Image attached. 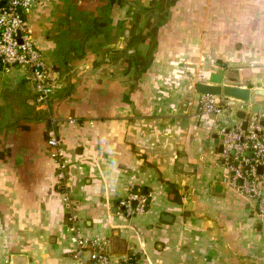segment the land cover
Here are the masks:
<instances>
[{
	"label": "crops",
	"instance_id": "1",
	"mask_svg": "<svg viewBox=\"0 0 264 264\" xmlns=\"http://www.w3.org/2000/svg\"><path fill=\"white\" fill-rule=\"evenodd\" d=\"M24 17L59 76L46 110L31 71L0 63V264H78L75 233L106 236L108 264L132 252L143 264H264L257 201L227 183L218 151L219 127L239 118L202 113L196 88L212 72L264 88V0H38ZM254 103L264 111L262 94L242 109ZM131 190L148 202L129 217L119 200Z\"/></svg>",
	"mask_w": 264,
	"mask_h": 264
},
{
	"label": "built area",
	"instance_id": "2",
	"mask_svg": "<svg viewBox=\"0 0 264 264\" xmlns=\"http://www.w3.org/2000/svg\"><path fill=\"white\" fill-rule=\"evenodd\" d=\"M38 0H0V63L5 69L18 65L31 71V79L38 104L48 110L52 84L58 78L59 71L51 68L35 45L25 13ZM245 100L223 93H201L199 108L202 113L234 114L242 108ZM247 111V110H246ZM246 127H242V119L235 124L222 125L218 133L222 135L223 149L220 152L230 171L227 183L235 191L245 194L257 201L256 216L264 222V196L260 181L264 180V111H247ZM56 117H50V124L45 131V141L49 146L50 156L56 166V180L65 182L67 159L64 156L61 137L55 123ZM261 166L262 170L258 171ZM240 179V181H239ZM67 207V220L75 230V215L71 210L69 197L64 193ZM135 203L133 204V202ZM148 202V195L140 190H131L127 196L119 200L126 216L142 213ZM73 248L71 254L78 264H108V239L99 233L83 235L75 233L71 236ZM124 264H143V258L136 253H129Z\"/></svg>",
	"mask_w": 264,
	"mask_h": 264
},
{
	"label": "water",
	"instance_id": "3",
	"mask_svg": "<svg viewBox=\"0 0 264 264\" xmlns=\"http://www.w3.org/2000/svg\"><path fill=\"white\" fill-rule=\"evenodd\" d=\"M197 90L205 93H223L228 96L236 97L242 100H248L251 94H262L264 95V88H250L248 86H238L231 84H223L222 77L217 72H212L209 76V82L199 81L196 84ZM259 109V103H254L251 106L252 111H257ZM212 115L214 113L212 112ZM235 115L242 119V127H246L247 120L245 119L247 111L245 109L239 108L235 111ZM261 123L264 124V119L261 120ZM214 142L218 141V134L216 132L212 133ZM222 143L218 144V151H222ZM262 167H258V171H261ZM240 181V179H239ZM219 185V184H218ZM135 201L133 202V204ZM123 208V206H122ZM166 213L162 215L163 218H166ZM27 257L24 254H12L10 257V264H26Z\"/></svg>",
	"mask_w": 264,
	"mask_h": 264
},
{
	"label": "trees",
	"instance_id": "4",
	"mask_svg": "<svg viewBox=\"0 0 264 264\" xmlns=\"http://www.w3.org/2000/svg\"><path fill=\"white\" fill-rule=\"evenodd\" d=\"M177 196L174 195V198H176Z\"/></svg>",
	"mask_w": 264,
	"mask_h": 264
}]
</instances>
